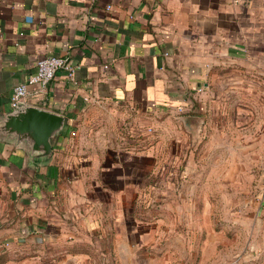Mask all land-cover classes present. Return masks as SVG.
<instances>
[{
	"label": "crops",
	"instance_id": "1",
	"mask_svg": "<svg viewBox=\"0 0 264 264\" xmlns=\"http://www.w3.org/2000/svg\"><path fill=\"white\" fill-rule=\"evenodd\" d=\"M51 54L74 77L17 107L65 116L41 155L2 124ZM155 169L195 175L175 203L206 207L203 247L137 237L126 207ZM0 264H264V0H0Z\"/></svg>",
	"mask_w": 264,
	"mask_h": 264
},
{
	"label": "rangeland",
	"instance_id": "2",
	"mask_svg": "<svg viewBox=\"0 0 264 264\" xmlns=\"http://www.w3.org/2000/svg\"><path fill=\"white\" fill-rule=\"evenodd\" d=\"M172 146V142L167 143L168 150L172 149ZM186 161L187 159H185V163ZM177 162H179V159ZM177 162L173 155L170 154L168 165L175 167ZM145 178V186L142 184L139 188L137 185L138 189L135 192V202L137 205L133 204L126 207L130 215L131 211H133L134 215H132L137 219V225L135 227L137 237L139 235L143 236L145 242H152L151 244L154 249L159 250L163 248L161 243H165L166 238L163 239L162 235L157 234L156 231H162L165 227H168L173 231L172 233H175L176 230H183L185 234H188L185 237V242L189 246L194 244L195 246H199V248L203 247L207 239L208 223L203 222L201 219L206 207L203 205L192 207L186 202L175 203L176 197L178 198L181 194L182 186L184 187V198L191 197V184L196 181L195 175L192 173H176L175 170L173 172L163 173L155 169L151 174L145 175ZM104 194L105 198L107 194H110L109 198L112 197V191H104ZM200 196H202V192ZM216 196L217 193L215 194V198L218 199ZM141 199H146L145 205L141 204ZM163 214L168 215V218ZM213 214L216 216V221L211 223V226L215 228L216 234L219 236L217 247H226L229 245L230 239V234L225 229V225L227 224V220H225L226 212L223 207L216 205L213 206ZM142 220L150 225L144 226L143 222H141ZM156 234L157 236L153 237Z\"/></svg>",
	"mask_w": 264,
	"mask_h": 264
},
{
	"label": "water",
	"instance_id": "3",
	"mask_svg": "<svg viewBox=\"0 0 264 264\" xmlns=\"http://www.w3.org/2000/svg\"><path fill=\"white\" fill-rule=\"evenodd\" d=\"M65 116L35 105H25L8 113L2 128L20 139H27L41 155H49L53 149L52 138L63 128Z\"/></svg>",
	"mask_w": 264,
	"mask_h": 264
},
{
	"label": "built area",
	"instance_id": "4",
	"mask_svg": "<svg viewBox=\"0 0 264 264\" xmlns=\"http://www.w3.org/2000/svg\"><path fill=\"white\" fill-rule=\"evenodd\" d=\"M77 65L62 55H45L37 60V69L27 81L17 83L11 95L12 106L19 107L29 93L30 84H39L41 89L47 87L56 73L64 69L69 77H74Z\"/></svg>",
	"mask_w": 264,
	"mask_h": 264
}]
</instances>
